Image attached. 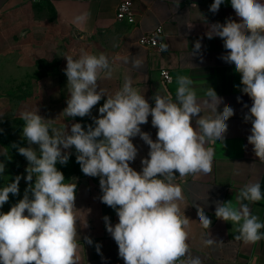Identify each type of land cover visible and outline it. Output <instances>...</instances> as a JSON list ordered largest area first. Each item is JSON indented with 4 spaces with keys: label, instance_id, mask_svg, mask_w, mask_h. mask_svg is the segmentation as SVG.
Segmentation results:
<instances>
[{
    "label": "clouds",
    "instance_id": "9594fccd",
    "mask_svg": "<svg viewBox=\"0 0 264 264\" xmlns=\"http://www.w3.org/2000/svg\"><path fill=\"white\" fill-rule=\"evenodd\" d=\"M222 3L224 0H214L209 11L218 12ZM230 3L239 22L228 18L223 24H212L207 37L223 40L227 53L221 58L234 64L241 75L240 90L252 100L244 115V121L252 125L247 141L256 157L264 162V2L230 0ZM86 19L84 13L75 16L72 23L79 26ZM201 46L197 40L194 48L199 50ZM161 50H167V45H162ZM64 57L69 93L64 115L89 116L103 97L107 99L99 108V117H93L94 126L88 125L87 130L81 123H73L70 130L52 128L51 120L38 115V110L20 114L24 122L22 135L29 147H18V152L29 162L24 177L28 187L10 211L0 213V264H78L74 213L77 185L65 183L64 174L56 167L57 163L67 164L70 153L65 150L73 147L82 173L99 177L101 202L116 211L115 225L108 216L103 219L124 264H202L199 257L189 253L186 229L190 220L181 214L178 202L183 200L182 188L175 180L177 176L212 171L214 149L207 145L224 140L226 122L234 115V109L225 105L218 111L223 100L211 87L206 89L205 98L198 100L189 76L178 78L175 100L166 90L158 91L152 97L154 106L133 87L127 74L123 85L108 94L98 84L101 74L106 78L112 75L106 55L82 51L77 58ZM123 59L128 63L127 57ZM133 67H141V61H134ZM237 101L240 102V97ZM205 107L212 115H200ZM149 116L152 127L157 129L155 140L140 127L148 123ZM137 136L149 146L139 172L130 167L138 155L132 142ZM31 145H38L39 151ZM4 170L5 165L0 163V174ZM20 180L21 176H16L0 189V207L8 202L10 193L19 194ZM237 199L238 208L231 206V201L217 202L215 216L239 225L235 240L255 244L264 239V232L260 231L264 223L244 201L264 199L260 184H246ZM197 212L199 223L208 230L211 219L203 208L197 207ZM85 240L89 245L93 243L90 237ZM215 242L208 232L204 243L210 246ZM100 247L96 245L98 254Z\"/></svg>",
    "mask_w": 264,
    "mask_h": 264
},
{
    "label": "crops",
    "instance_id": "0c3cea01",
    "mask_svg": "<svg viewBox=\"0 0 264 264\" xmlns=\"http://www.w3.org/2000/svg\"><path fill=\"white\" fill-rule=\"evenodd\" d=\"M15 1L19 0H0V5ZM46 1L52 9L55 26L68 30L71 35L67 52L60 55L52 47L51 53L43 55L47 59L56 55L57 69L37 76L30 94L14 99L0 92V163L12 152L3 139L2 130L14 126V121L18 122V126L10 129L12 136L21 143V147H29L22 135V112L38 110V115L51 120L52 128L61 130H70L73 123H81L85 130L90 124L94 126L93 117H99V108L103 106L106 96L93 107L89 116L72 118L62 113L69 97L67 77L63 71L67 64L64 56L77 58L82 51L97 56L103 53L110 61L112 75L106 78L101 74L99 87L113 94L123 85L127 74L133 81V87L144 94L152 106V97L158 91L163 93L166 90L175 100L178 78L189 76L194 82L198 100H203L206 89L211 87L223 100L218 111H222L225 105L234 109V115L226 122L228 129L224 140L217 141L215 145H207L214 149L212 171L209 174L177 176L175 180L182 188L183 200L178 202L181 214L190 220L186 229L189 253L192 257H199L202 264H264V239L255 244L237 241L234 237L238 235L239 225L215 216L217 202L231 201V206L239 207L237 197L246 184L258 182L264 197V162L256 157L253 146L248 144L247 137L251 134L252 125L244 121L252 100L240 90L243 87L240 83L241 75L235 71V65L221 58L227 53L223 40L207 37L212 24H223L228 18L239 22L230 0H224L216 13L209 11L214 0H133V22L116 17L119 0ZM193 4L196 7H192ZM84 13H87V19L83 24L77 26L72 23L75 16ZM157 27L161 28V36L156 48H147L138 43L144 33ZM197 40L202 45L199 50L194 48ZM162 45H167V50L162 51ZM192 52L195 54L192 55ZM124 57H127L128 63H124ZM136 60L141 61V67H133ZM162 69L169 71V82L163 81L160 73ZM237 97H240V102ZM200 115L209 116L212 113L205 107ZM195 120L194 117L193 127L196 126ZM140 127L143 132L150 133L153 140L156 139L157 129L152 127L151 116L148 123ZM132 142L138 149V155L134 162H130V167L139 172L141 159L148 156L149 146L139 136L133 138ZM31 147L39 151L38 145ZM65 151L70 153L69 161L76 165L64 182L77 185L74 213L77 218L78 264H124L118 255V245L106 230L103 218L108 216L112 225H115L118 217L113 208L100 200L102 192L99 177H89L82 173L76 162L74 147ZM28 167L29 162L22 156L16 174L21 176L19 194L13 202L8 201L0 207V213H7L23 198L28 187L24 179ZM31 183H35V175ZM244 203H248L251 213L264 223V199ZM197 207L203 208L212 221L208 230L199 223ZM260 231L264 232V229ZM208 232L210 238L216 241L210 246L204 243ZM85 237H90L93 243L89 245ZM97 244L101 246L99 254L96 251Z\"/></svg>",
    "mask_w": 264,
    "mask_h": 264
},
{
    "label": "rangeland",
    "instance_id": "374dc122",
    "mask_svg": "<svg viewBox=\"0 0 264 264\" xmlns=\"http://www.w3.org/2000/svg\"><path fill=\"white\" fill-rule=\"evenodd\" d=\"M70 36L68 30L55 26L46 0H19L0 5V92L14 99L30 94L37 76L57 69V56L47 59L43 55L51 53L52 47L55 53L66 54ZM15 126L18 122L14 121V126L2 130L12 152L3 161L5 170L0 174V189L15 180L22 158L18 152L21 143L10 131ZM56 167L67 178L76 165L67 162L57 163ZM16 196L10 193L8 201L13 202Z\"/></svg>",
    "mask_w": 264,
    "mask_h": 264
},
{
    "label": "built area",
    "instance_id": "2783aa9c",
    "mask_svg": "<svg viewBox=\"0 0 264 264\" xmlns=\"http://www.w3.org/2000/svg\"><path fill=\"white\" fill-rule=\"evenodd\" d=\"M116 17L121 20L133 22L135 18V10L133 9V0H119L116 11ZM161 36V28L157 27L154 30L144 33L139 39L138 43L147 48H156L158 46L159 37ZM163 81L169 82L171 80L170 73L167 69L160 71ZM179 264V262H177Z\"/></svg>",
    "mask_w": 264,
    "mask_h": 264
},
{
    "label": "trees",
    "instance_id": "16d2710c",
    "mask_svg": "<svg viewBox=\"0 0 264 264\" xmlns=\"http://www.w3.org/2000/svg\"><path fill=\"white\" fill-rule=\"evenodd\" d=\"M68 162H69V163H73V162H70L69 160H68ZM66 179H67V178H65V180H66Z\"/></svg>",
    "mask_w": 264,
    "mask_h": 264
}]
</instances>
